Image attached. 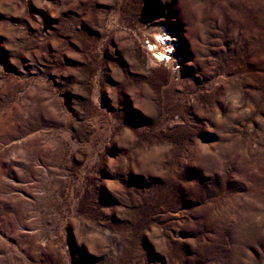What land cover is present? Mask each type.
Listing matches in <instances>:
<instances>
[{"label": "rangeland", "instance_id": "rangeland-1", "mask_svg": "<svg viewBox=\"0 0 264 264\" xmlns=\"http://www.w3.org/2000/svg\"><path fill=\"white\" fill-rule=\"evenodd\" d=\"M0 264H264V0H0Z\"/></svg>", "mask_w": 264, "mask_h": 264}, {"label": "bare ground", "instance_id": "bare-ground-1", "mask_svg": "<svg viewBox=\"0 0 264 264\" xmlns=\"http://www.w3.org/2000/svg\"><path fill=\"white\" fill-rule=\"evenodd\" d=\"M167 35L168 33H154L152 36V42H150L152 54L155 55L158 51L161 52L162 56H160L159 60H164V58L162 57H166L167 59H169V61L172 59V55H169L168 53L172 47L174 48L175 44L171 42L170 37H167ZM165 39H168V41H164ZM150 59L153 62L158 60L156 57L153 56H151Z\"/></svg>", "mask_w": 264, "mask_h": 264}, {"label": "built area", "instance_id": "built-area-1", "mask_svg": "<svg viewBox=\"0 0 264 264\" xmlns=\"http://www.w3.org/2000/svg\"><path fill=\"white\" fill-rule=\"evenodd\" d=\"M160 56H162L160 51H158L157 54L154 55V57H156L157 59H159ZM162 58L166 59V57H162Z\"/></svg>", "mask_w": 264, "mask_h": 264}]
</instances>
